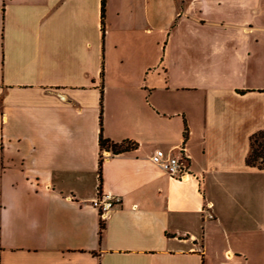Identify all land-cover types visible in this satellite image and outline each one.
I'll use <instances>...</instances> for the list:
<instances>
[{
    "label": "crops",
    "instance_id": "obj_1",
    "mask_svg": "<svg viewBox=\"0 0 264 264\" xmlns=\"http://www.w3.org/2000/svg\"><path fill=\"white\" fill-rule=\"evenodd\" d=\"M101 9L0 0V264H264V0Z\"/></svg>",
    "mask_w": 264,
    "mask_h": 264
},
{
    "label": "built area",
    "instance_id": "obj_2",
    "mask_svg": "<svg viewBox=\"0 0 264 264\" xmlns=\"http://www.w3.org/2000/svg\"><path fill=\"white\" fill-rule=\"evenodd\" d=\"M151 162L173 179L180 180L188 175L187 168L182 165L179 157L167 155L162 150L154 152ZM120 203L119 197L100 193L92 202V206L97 210L100 218H105ZM208 218H211V215H208Z\"/></svg>",
    "mask_w": 264,
    "mask_h": 264
},
{
    "label": "trees",
    "instance_id": "obj_3",
    "mask_svg": "<svg viewBox=\"0 0 264 264\" xmlns=\"http://www.w3.org/2000/svg\"><path fill=\"white\" fill-rule=\"evenodd\" d=\"M103 11H104V0H102V9H101L102 15H103ZM184 130L186 132V129ZM185 132H184V136H186ZM257 137L260 138L259 142L257 141ZM98 145H99V150H100L99 161H98L99 173H100L101 163L103 161V156H102L103 151L110 152L112 155H117L120 153L135 150L137 147L136 143H133L130 141H122L120 143H113L110 140L103 138L101 132L98 138ZM247 164L251 166L258 165V167H264V134L263 133H259L255 137L251 138V153L247 159ZM102 227H103V224L102 222H100V228Z\"/></svg>",
    "mask_w": 264,
    "mask_h": 264
},
{
    "label": "rangeland",
    "instance_id": "obj_4",
    "mask_svg": "<svg viewBox=\"0 0 264 264\" xmlns=\"http://www.w3.org/2000/svg\"><path fill=\"white\" fill-rule=\"evenodd\" d=\"M262 78H263V80H264V74L262 75ZM257 141L259 142L260 141V138L259 137H257ZM256 145V144H255Z\"/></svg>",
    "mask_w": 264,
    "mask_h": 264
}]
</instances>
